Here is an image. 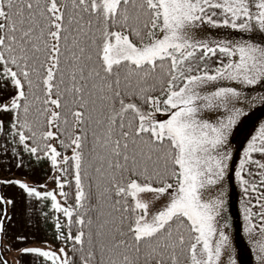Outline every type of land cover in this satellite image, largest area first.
I'll list each match as a JSON object with an SVG mask.
<instances>
[{
  "label": "snow or ice",
  "instance_id": "6c2138e0",
  "mask_svg": "<svg viewBox=\"0 0 264 264\" xmlns=\"http://www.w3.org/2000/svg\"><path fill=\"white\" fill-rule=\"evenodd\" d=\"M206 25L249 35L209 39ZM257 85L264 0H0V87L13 90L0 111L14 113L17 155L48 159L60 191L6 183L66 218L55 222L62 247L18 251L50 264H221L230 137L264 103ZM235 175L254 196L245 231L255 215L264 235V125Z\"/></svg>",
  "mask_w": 264,
  "mask_h": 264
},
{
  "label": "rangeland",
  "instance_id": "374dc122",
  "mask_svg": "<svg viewBox=\"0 0 264 264\" xmlns=\"http://www.w3.org/2000/svg\"><path fill=\"white\" fill-rule=\"evenodd\" d=\"M203 34L207 35L209 39L230 38L232 40L241 39L249 35L246 33H240L238 30L223 27L213 28L207 25L203 29ZM255 89L256 90L251 91V96L264 97V88L257 85L255 86ZM11 93H13L12 89ZM3 97L5 99L6 95ZM1 99L2 97L0 96V100ZM217 115L223 118L225 114L222 111L220 113H215L213 114L214 118ZM261 125H264V103L257 99L253 106L247 109L246 115L242 117L240 122H238V124L234 127L233 133L230 137L232 159L229 161L228 174L222 182V186L224 192L226 193L225 199L227 201L226 209L223 215L227 218V223L229 225L226 229V233L230 237L231 247L228 252L222 256L221 264H232L233 260H235L236 264H260V260L258 259L260 253L258 249L260 246L264 245V235H260L259 233L260 221L255 217V215L253 216L251 223L256 225V227L252 229L251 235L249 232L245 231L246 226H248V222L244 219L245 208L249 206L250 200L254 202V196L244 192V186L240 183V178L236 177L235 172L240 170V161L243 159V152L246 149L247 144L251 141V138L253 136L258 137ZM52 143L57 147V141L54 140ZM257 143H259V140H257ZM253 159H261L260 154L254 153ZM252 167L255 171V167ZM248 168L249 166L246 165L243 173V178L245 179H251L247 176ZM58 175L59 173L52 168L49 179L46 180L44 184L47 185L45 188L47 191H55L57 194L59 193L60 190L57 187L56 181L53 179V176ZM10 177L11 176H8L6 173L0 174V197H3L4 200H8L6 196L11 197L18 192V189L15 187H4L6 186L4 184V179H8ZM57 199L63 203V197L57 195ZM5 209L9 215L10 204L0 202V219L4 220L6 229L7 219H5L3 215ZM251 211L255 214L259 211V209L252 208ZM17 228L18 227L16 226L12 233H14ZM31 240V238H28L26 242L29 243ZM24 243L25 242L11 243V241H9L6 237L5 230L2 241H0V256L7 259L9 264H22V253L14 247H18ZM27 247H41L44 249L51 248L55 250L62 247V245L55 248L51 243L34 242ZM23 264H29V262Z\"/></svg>",
  "mask_w": 264,
  "mask_h": 264
},
{
  "label": "trees",
  "instance_id": "16d2710c",
  "mask_svg": "<svg viewBox=\"0 0 264 264\" xmlns=\"http://www.w3.org/2000/svg\"><path fill=\"white\" fill-rule=\"evenodd\" d=\"M12 94L13 93H11L10 88L5 89L0 87V96L2 97L0 100V106L7 103ZM5 95L6 98L4 99L3 96ZM13 118L14 113L0 111V122L3 124V128L0 129V174L6 173L8 176H11L8 179H4V184L6 185L4 187L12 186L18 189V192L13 196H6L8 200L14 201L13 204H10V212L8 215L10 219H7L5 229L6 237L9 239V241H11V243L25 242L18 247H14L15 249L27 247L34 242L51 243L55 248L61 245L63 246L62 242L56 239L57 233L55 229L57 216H59L61 224L66 223V218L63 216V214L54 212V210L51 208L50 201L38 202L32 198H27L26 194L19 188L17 184L6 183L7 181L19 180L28 183L30 186L37 187L39 185L45 184L46 180L49 179L52 170L50 161L48 159H41L40 161H37L36 157H30L27 152L22 151L19 155H17L18 147L22 148V146H18L17 143L13 142L9 131ZM57 147L58 151H63L59 147L58 142ZM67 155H71V152H68ZM61 179L63 178L61 177ZM69 179H71L70 174ZM87 182L88 181L86 180L85 183ZM39 190L46 191L45 188H39ZM64 191L70 193L67 203L73 204L75 191L74 181L71 186H66ZM93 203H95V200H93ZM61 204H64V198L63 203ZM43 212L48 213L47 218H45ZM16 226L18 228L14 233H12ZM73 231H75V227ZM28 238L32 239L29 243L26 242ZM70 247L71 246L69 245L68 249L66 250L69 251V255L71 256ZM22 256V264L28 262L29 264H50V262L44 261L43 258L34 256L32 254H22Z\"/></svg>",
  "mask_w": 264,
  "mask_h": 264
}]
</instances>
